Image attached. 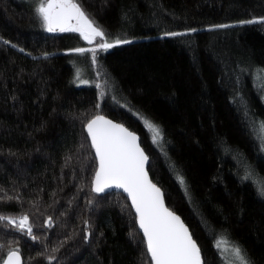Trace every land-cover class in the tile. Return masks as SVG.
<instances>
[{"label": "trees", "instance_id": "1", "mask_svg": "<svg viewBox=\"0 0 264 264\" xmlns=\"http://www.w3.org/2000/svg\"><path fill=\"white\" fill-rule=\"evenodd\" d=\"M79 3L131 43L81 55L78 33L40 26L38 0H0V215L37 236L0 222V264L17 249L23 264H150L126 198L91 191L96 115L138 135L203 264H226L220 240L264 264V0Z\"/></svg>", "mask_w": 264, "mask_h": 264}, {"label": "snow or ice", "instance_id": "2", "mask_svg": "<svg viewBox=\"0 0 264 264\" xmlns=\"http://www.w3.org/2000/svg\"><path fill=\"white\" fill-rule=\"evenodd\" d=\"M35 13L46 32L78 33L89 44L99 37L100 41H103L99 48L105 51L117 45L131 43L126 39L108 42L106 33L88 16L79 0H38ZM255 22L250 20L241 23ZM217 27L225 28L229 25ZM166 35L177 36L181 33ZM73 51L83 55L86 51L94 52L95 49L76 48ZM93 62L95 63V60ZM76 79L81 84L88 83L80 79L79 73ZM144 123L153 133V142L159 141L162 138L160 128L146 119ZM86 131L98 164L91 181V191L100 194L109 189H118L127 194L135 211L136 222L143 233L150 264H203L197 243L180 217L165 207L161 190L149 179L145 169L148 156L141 148L138 136L102 115L91 119L86 124ZM181 182L183 183L182 180ZM261 192L264 194V188ZM89 203L91 204V201ZM5 220L19 231H26L34 241L37 239L27 215L18 219L0 215V222ZM51 224L49 218L46 227H51ZM223 243L224 241H218L217 246ZM231 252L234 261L230 264H250L238 246H232ZM4 264H22L19 250L10 251Z\"/></svg>", "mask_w": 264, "mask_h": 264}, {"label": "rangeland", "instance_id": "3", "mask_svg": "<svg viewBox=\"0 0 264 264\" xmlns=\"http://www.w3.org/2000/svg\"><path fill=\"white\" fill-rule=\"evenodd\" d=\"M39 22H40V20H39ZM40 26L43 28L41 22H40ZM83 41L89 47L88 49L99 48V44L103 42V41H100L99 37H97L92 44H89L85 40H83ZM99 49H101V48H99ZM101 50H103V49H101ZM103 51H105V50H103ZM79 84L80 85H85V84H81L80 82H79ZM259 129H260L259 132L261 134L260 135L261 141L264 143V126L261 124ZM220 241H224V243L221 244L219 247L217 246L218 250H219L222 258L225 260L226 264H230V262L234 261V257L232 256L231 248H232V246H235V245L231 244L230 242H228L226 240H220Z\"/></svg>", "mask_w": 264, "mask_h": 264}, {"label": "water", "instance_id": "4", "mask_svg": "<svg viewBox=\"0 0 264 264\" xmlns=\"http://www.w3.org/2000/svg\"><path fill=\"white\" fill-rule=\"evenodd\" d=\"M55 33H61V32H55ZM95 118V117H94ZM106 118V117H105ZM106 119H108V118H106ZM110 120V119H109ZM114 122V121H113ZM114 123H117V122H114ZM119 124V123H118ZM129 130V129H128ZM85 131H86V126H85ZM130 131V130H129ZM86 134H87V131H86ZM138 136V135H137ZM87 137H88V134H87ZM139 138V137H138ZM88 140H89V143H90V146H91V140L88 138ZM139 144H140V140H139ZM142 148V147H141ZM93 150V149H92ZM93 154H94V158H95V152H94V150H93ZM148 164H149V159H148V161H147V163H146V165H145V169H146V171H147V173H148V170H147V168H148ZM96 165L98 166V164H97V161H96ZM97 166H96V168H97ZM148 177H149V179H150V176H149V173H148ZM151 180V179H150ZM151 182H152V180H151ZM153 183V182H152ZM154 184V183H153ZM161 190V189H160ZM112 192H114V193H119V194H121V195H123L125 198H126V200L128 201V203H129V206H130V208H131V210H132V212H133V214L135 215V211L132 209V207H131V201L127 198V194L126 193H124L122 190H118V189H109V190H107L105 193H100V194H96L95 193V195H98V196H103V195H107V194H110V193H112ZM161 193L163 194V192L161 191ZM163 200H164V195H163ZM164 205H165V207L167 208V206H166V204H165V200H164ZM168 209V208H167ZM170 210V209H169ZM171 211V210H170ZM175 214V213H174ZM176 215V214H175ZM178 216V215H177ZM181 219V218H180ZM181 221H182V219H181ZM183 222V221H182ZM184 223V222H183ZM136 225H137V229H138V231H139V233L141 234V236H142V238H143V233H142V231L139 229V226H138V224H137V222H136ZM185 225V224H184ZM185 227L188 229V227L185 225ZM188 231H189V229H188ZM189 234L191 235V233H190V231H189ZM192 236V235H191ZM144 240V239H143ZM145 246H146V244H145ZM147 250V249H146ZM20 254V253H19ZM8 255V254H7ZM7 255H6V257L4 258V260H6L7 259ZM21 256V255H20ZM149 256V255H148ZM202 257V256H201ZM149 259H150V256H149ZM4 260H3V263L2 264H4ZM203 261V260H202ZM21 262H22V264H23V260H22V257H21Z\"/></svg>", "mask_w": 264, "mask_h": 264}, {"label": "bare ground", "instance_id": "5", "mask_svg": "<svg viewBox=\"0 0 264 264\" xmlns=\"http://www.w3.org/2000/svg\"><path fill=\"white\" fill-rule=\"evenodd\" d=\"M6 257V256H5Z\"/></svg>", "mask_w": 264, "mask_h": 264}]
</instances>
